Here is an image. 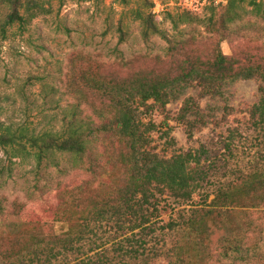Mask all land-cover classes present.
<instances>
[{"label": "rangeland", "instance_id": "obj_1", "mask_svg": "<svg viewBox=\"0 0 264 264\" xmlns=\"http://www.w3.org/2000/svg\"><path fill=\"white\" fill-rule=\"evenodd\" d=\"M227 4L228 0H50L25 26L16 23L8 27L6 34L0 30V134L62 132L64 116L78 102L68 88V78L77 69L109 82L137 72L175 76L188 59L196 55L212 59L216 51L264 69V0L238 2L239 18L228 25L223 19ZM138 10L146 17L154 16L153 24L160 33L145 37L146 23L134 15ZM8 11L9 7L0 3V23ZM210 18L217 25L209 26ZM262 85L260 77L228 81L223 87L224 97L214 99L202 96L199 82L192 80L170 98L165 112L147 105L139 108L138 119L143 129L147 128L145 149L161 158H171L204 148L201 165L210 171L204 188L188 203L158 195L159 211L153 217L157 227L176 217L180 208L202 203L221 182L234 179L238 166L264 167V143L247 112L259 100ZM82 88L88 96L81 105L83 116H91L97 124L109 122L112 101L98 90ZM187 100L194 108L183 121L180 118ZM226 104L235 109L231 115L223 109ZM97 110L106 113L107 118L98 117ZM193 111L209 123L197 121L200 117ZM20 141L26 146L0 148V198L6 209L0 217V244L12 252L18 251L16 242L31 245V235L39 231L47 234L67 230L69 223L61 220L64 211L68 216H78L88 191L98 186L103 192L112 191L127 175L121 153L127 149L116 136L98 138L83 159L53 152L40 163L28 139ZM228 142H233L234 155ZM92 164L94 170L90 169ZM211 198L213 195L209 201ZM247 211L257 225L248 243L256 249L254 264H264V211ZM220 218L209 220L213 243L206 255L213 257L203 264H251L216 261L218 240L228 236L232 228L248 230L250 223L246 210L240 208L224 210L223 223ZM98 232L103 238L99 243L105 245L90 255L111 247L113 240L123 236L114 222H105ZM162 233L159 228L155 234ZM122 234L132 232L122 230ZM180 239L187 243L195 237L182 241L181 236L171 234L168 247ZM157 243L159 247L164 245L163 241ZM189 247L196 248L194 243ZM155 264H167V260L160 258Z\"/></svg>", "mask_w": 264, "mask_h": 264}, {"label": "trees", "instance_id": "obj_2", "mask_svg": "<svg viewBox=\"0 0 264 264\" xmlns=\"http://www.w3.org/2000/svg\"><path fill=\"white\" fill-rule=\"evenodd\" d=\"M120 1L128 3L130 0ZM240 1L228 0L224 7L227 10L223 18L224 24L238 20L237 8ZM49 2L50 0H0V3L9 7L8 13L0 23L1 32L6 34L8 27L16 23L25 26L35 17V11L44 10ZM134 15L146 23L143 30L145 37L150 33H160L153 24V15L152 18L146 17L140 10L134 12ZM213 25L217 24L214 23V18H210L209 26ZM256 77L263 81L260 98L247 112L264 143V69L261 66L242 64L222 51H216L212 59L205 60L200 55L188 59L175 76H151L137 72L124 80L109 82L99 80L85 70H73L68 78V88L69 93L78 102L74 103L70 112L64 116V130L32 136L4 132L0 134V148L14 145L25 147L20 140L27 138L31 147L36 149L39 163L53 152L83 159L98 138L116 136L127 149L126 153L121 152L124 154L123 163L127 175L122 184L112 191L103 192L100 186L88 191L84 207L78 216H68L67 211H62L61 220L69 223L67 230H54L53 233L47 234L39 231L31 235V245L16 242V252L0 244V264H155L160 258H165L167 264H203L205 260L213 257L210 253L206 255L213 243L209 220H218L221 216L219 221L223 223V211L237 208L246 210L250 219L248 230L239 232L237 228H232L228 236L218 240L220 251L214 257L217 262L230 259L254 264L256 249L248 243L250 233L256 232L257 225L247 209L264 211V167L238 166L234 170V179L221 182L211 193L208 192L204 196L202 203L192 204L189 209L180 208L176 217L157 227L153 217L159 211L158 195H167L178 203H188L196 192L204 188L210 171L201 165L204 148L202 151L191 150L171 158H161L145 149L147 128L143 129V123L138 119V110L147 105V108H157L165 112L170 98L180 93L192 80L199 82L202 96L211 95L216 99L224 97L223 87L228 81L234 83L241 78ZM81 86L98 90L112 101V116L109 122L97 124L91 116H83L81 105L88 101V96ZM150 101L152 104L148 105ZM193 108L191 101L187 100L180 119L185 121ZM223 109L228 115L235 111L234 107L228 104ZM193 112L200 115L197 111ZM97 116L105 119L108 115L97 110ZM199 117L197 121H203L204 125L209 123V120H204L205 116ZM189 123L192 128L194 121ZM189 135L192 137V129ZM227 145L234 155L233 142H228ZM93 165L91 170H94ZM211 195L213 198L209 201ZM5 210L0 198V217L5 215ZM105 222H114L123 236L113 240L111 247L90 255L91 251L105 245L104 242L99 243L103 238L98 232ZM159 228L163 233L156 235ZM137 229L140 231L136 232ZM122 230H130L132 234H122ZM171 234L181 236L182 241L194 236L198 242L193 239L181 243L180 239L168 247L167 239ZM160 241L164 243L162 247L155 245ZM189 243H194L196 248L188 249Z\"/></svg>", "mask_w": 264, "mask_h": 264}]
</instances>
